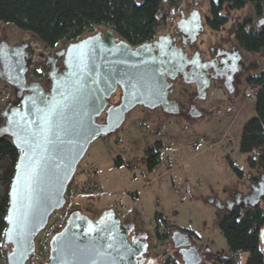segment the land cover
<instances>
[{
  "label": "water",
  "instance_id": "1",
  "mask_svg": "<svg viewBox=\"0 0 264 264\" xmlns=\"http://www.w3.org/2000/svg\"><path fill=\"white\" fill-rule=\"evenodd\" d=\"M184 22L194 42L203 31L198 12ZM26 47L27 43L0 45L3 79L14 87L20 101L1 111L5 123L0 134L9 137L19 151L9 190L6 264H28L35 255L36 238L51 216L64 208L77 167L98 137L117 131L138 106L178 114L180 106L171 96L180 75L184 83L196 85L204 100L222 78L232 93V81L239 71L237 57H228L232 68L224 61L220 70L215 60L201 62L197 52L191 57V51L178 46L169 34L133 46L103 28L67 45L61 52L64 69L58 72L53 67L51 88L45 92L40 84L27 83ZM263 198L264 177L248 195L228 202V211L241 205L258 206ZM133 229L113 209L91 218L75 208L51 238L44 264H145L147 237H130ZM171 241L175 248H184V264L201 263L195 247L186 249L191 246L187 234L173 231ZM261 242L264 253V228Z\"/></svg>",
  "mask_w": 264,
  "mask_h": 264
},
{
  "label": "rangeland",
  "instance_id": "2",
  "mask_svg": "<svg viewBox=\"0 0 264 264\" xmlns=\"http://www.w3.org/2000/svg\"><path fill=\"white\" fill-rule=\"evenodd\" d=\"M211 2L215 0H204L203 18L210 16ZM165 8L162 14L169 21L171 10L167 0ZM191 8L189 5L188 11ZM223 14L229 21L219 32L210 30L203 20L198 48L207 43H219L222 38L233 41L232 27L247 18L252 19L254 30L264 25V16L256 17L251 5L239 11L225 6ZM174 15L178 18L177 13ZM164 30L160 29L159 34H164ZM25 43L33 49L27 83H38L47 92L51 87L48 73L52 71L47 56L64 50L69 42L62 41L51 49L32 33L0 22V45ZM242 66L234 94L223 83L211 89L206 100L194 102L198 109H203L204 112L200 110L203 116L191 118L190 104L185 99H182L184 110L178 114L138 106L126 115L117 131L91 143L67 189L64 208L51 216L47 228L36 238V253L28 264L47 261L51 238L63 228L75 208L91 218L113 209L124 220L138 219L147 232L150 259L155 264L174 255L170 239L156 238L157 229L162 233L176 230L194 233L198 247L228 256L227 243L219 229L220 221L229 214L224 206L236 191L248 195L252 182H260L264 177L261 169L250 164L258 160L260 151L247 154L240 151L244 128L256 117L254 91L246 85V78L264 71V53L243 51ZM62 68L58 62L56 69ZM35 69L40 77L32 73ZM191 93L193 96L194 91ZM178 94L171 97H179ZM18 102L14 87L3 79L0 65V129L5 123L1 111ZM1 137L7 136L0 134ZM152 148L160 153L161 163L150 171L147 154ZM231 162L242 170L243 178L233 171ZM260 205L264 207V199ZM158 214H162L170 228L163 219H157ZM61 219L62 224H57ZM247 258L248 254L242 253L239 264H246Z\"/></svg>",
  "mask_w": 264,
  "mask_h": 264
},
{
  "label": "trees",
  "instance_id": "3",
  "mask_svg": "<svg viewBox=\"0 0 264 264\" xmlns=\"http://www.w3.org/2000/svg\"><path fill=\"white\" fill-rule=\"evenodd\" d=\"M182 0H171L178 6ZM252 5L258 18L264 16V0H217L211 2L210 16L205 25L219 32L228 23L223 14L225 6L230 10H241ZM163 0H0V22L13 24L23 32L35 35L44 45L55 48L62 41L74 42L97 28H108L133 46L153 41L160 29L168 24L162 14ZM252 19H245L234 31V40L241 51L250 54L264 53V25L260 30L252 29ZM246 85L254 91L256 117L244 128L240 151L243 154L260 151L251 167L264 173V71L246 78ZM19 151L9 137L0 138V259L6 260L4 235L7 228L9 190L15 173ZM148 166L152 171L160 164V153L153 148L148 151ZM239 178L243 172L230 163ZM71 184V183H70ZM163 219L162 214L157 219ZM63 219V217H62ZM57 224H62L63 220ZM65 224V223H64ZM167 228H170L166 223ZM264 228V207L243 205L225 215L219 223L221 234L226 240L228 256L220 259L221 264H239V257L247 253L246 264H264L261 232ZM194 234V233H192ZM158 240H169L170 233L155 232ZM160 264H178L168 257Z\"/></svg>",
  "mask_w": 264,
  "mask_h": 264
},
{
  "label": "flooded vegetation",
  "instance_id": "4",
  "mask_svg": "<svg viewBox=\"0 0 264 264\" xmlns=\"http://www.w3.org/2000/svg\"><path fill=\"white\" fill-rule=\"evenodd\" d=\"M177 22L176 20L172 19L170 21H168V24L166 26H168V31H166L164 34H169L173 37H175L177 39V45L182 47L184 50H190V56L193 57L194 54L197 52L198 50V45L197 42H198V39H199V35L197 37V39L193 42L192 41V35L190 34H187L185 29H181L178 25H177ZM70 43V42H69ZM204 43H200V45L202 46ZM49 48V47H48ZM51 49H54V48H51ZM26 50H27V53H26V65H27V72H31L30 71V66L28 65L30 59H31V51H33V49L29 48V44H28V47H26ZM63 51V50H62ZM56 52V54L54 55H48L47 56V63L50 64V66L52 67H56L58 62H61L62 66H63V56L61 55V52ZM211 52V50H210ZM209 52V53H210ZM239 53V52H238ZM229 56H232V57H237L238 58V68H239V71L235 74L234 77H238V75H240V73L242 72L243 70V66H242V61H243V56L242 54L239 53V56L238 54L234 51H232L230 54H227V53H219V52H216L214 55L211 54V56L209 55V58L208 60L206 61H211V60H215L218 64V69H222L223 67H225V65L223 64L224 61L227 62V67H231V61L228 60V57ZM45 61V62H46ZM0 65L2 67V63L0 61ZM64 69V66L61 70H59L58 72H62ZM51 72V71H50ZM49 72V73H50ZM32 73L36 74L37 76L40 77V74H39V71L37 69H35L34 71H32ZM49 73H48V77H49ZM27 74V73H26ZM50 79V77H49ZM50 82H51V79H50ZM217 83H226V80L225 78H222L220 79ZM216 83V84H217ZM214 84V85H216ZM213 85V86H214ZM180 87L181 90L177 89L175 90V92L173 94H177L178 92L179 93H182L185 95V97H189V99L191 98L190 101H188V103L190 104V106L192 107L193 106V103L195 101H198V99L200 98V94L199 92L197 91V88H196V85L195 84H192V85H188L186 83H184L183 81V77L182 75L179 76V78L176 80V84H175V87ZM174 87V88H175ZM51 88V87H50ZM50 88L49 90H47V92L50 91ZM192 88V90H190ZM191 91H194V94L193 96L191 95ZM173 99V98H172ZM188 99V100H189ZM118 101V98L115 97L113 98V102H117ZM20 104V101L18 102L17 105L15 106H18ZM12 107V106H11ZM182 108V106H181ZM102 122V120H101ZM148 159V157H147ZM161 163V162H160ZM259 182H256V183H253L252 182V186L253 185H258ZM238 195H234L233 196V199L229 200L228 202L230 201H234L236 202V198H237ZM240 196V195H239ZM245 196V195H244ZM264 199V198H263ZM263 201V200H262ZM228 202L225 204L224 208L226 210H228L229 208V204ZM243 206V205H241ZM117 213V212H116ZM100 215V214H99ZM120 217V216H119ZM121 221L123 224H132L134 226V229L133 231L131 232L130 234V237H133L134 235H137L140 239H142L144 236L147 237V242H148V245H149V239H148V236L145 234V229L143 228V226H141L138 222L139 220L134 218L133 220H124L123 217L121 216L120 217ZM181 233H184V234H187L188 237H189V241L191 242V246L187 247L186 249H190L191 247H195L201 257V263L200 264H221L220 263V259L221 257L225 256V255H216L215 253H213L210 249H201L200 247H198V245L195 243V239L193 237V234L191 232H187V231H180ZM147 233V232H146ZM171 235H172V232L170 233V240H171ZM172 242V241H171ZM173 244V247H174V255H172V257L176 260V262L178 264H184L183 262V254L181 253V250L184 249V248H175L174 246V243L172 242ZM150 248V247H149ZM150 260V251H148V254L146 255V260H145V264H147ZM0 264H6V260H1L0 261ZM155 264V262H154Z\"/></svg>",
  "mask_w": 264,
  "mask_h": 264
},
{
  "label": "crops",
  "instance_id": "5",
  "mask_svg": "<svg viewBox=\"0 0 264 264\" xmlns=\"http://www.w3.org/2000/svg\"><path fill=\"white\" fill-rule=\"evenodd\" d=\"M137 1L138 2H142L143 0H137ZM215 1H217V0H215ZM165 4H166V0H163V9H164V11L166 9L165 8ZM167 4H168V8L171 10L170 11V19L171 20L174 19V20L178 21L177 23L180 25V28L181 29H185V31H186L187 34L193 35V32L190 29V27L188 25H186V22H184V21H190L193 13L195 11L198 12V14H199V16L201 18L202 24H203V20H205V18L202 17L203 11L201 10V8L204 9V0H182V1H179L178 2V4H177L178 6L177 7L176 6H173L171 4V0H167ZM189 5H191L192 8L188 11L187 7H189ZM248 6H246L245 8H247ZM251 8L253 9L252 5H251ZM244 9H241V10H244ZM237 11H239V10H237ZM174 13H177L178 18H176L177 16H175ZM205 17H208V16H205ZM239 23H237L231 29V30H233V32H232L233 41L231 39L227 40V39L222 38L219 41V43H217V42H215L214 44L213 43H207V44H204L202 47L198 48L197 53L199 54V58H200L201 62L208 60L209 55L210 56H211V54L214 55L216 52H219V53L223 52V53L230 54L232 51L233 52L235 51L236 53L239 52L243 56V51H241L238 48V46H237V44H236V42L234 40V31H235V29H236V27H237V25ZM162 28L166 29V30H164L165 32L168 31V26L164 25ZM220 42H222V43H220ZM210 50H211V52H210ZM241 73L238 76H241ZM236 78L237 77H234V79L232 81V85H233V88H234V90H233L234 93L236 92V84H237L236 83ZM221 86H223L222 83H217L216 85L212 86L206 92V96H205V99L204 100H206V98L208 97L211 89H214L215 87H221ZM177 89L179 90V88L176 86L175 87V90H177ZM234 93H232V94H234ZM177 96H179V97H174L173 99L176 100L177 103L179 104V106H180L179 112H181L182 110H184V108H183L184 103L182 104V102H183L182 99H185V102L188 103V101H190L191 98L189 99V97H187V96L185 97V95L182 94V93L181 94L179 93ZM198 101H203V100H201L199 98ZM196 104L197 103H195V104L193 103V106L192 107L189 105V109H191V116H192L191 118H195V119L203 116V113H201V111H200V110L203 111V109H198V107L196 106ZM181 106H182V108H181ZM196 114H199V115L196 117V116H194ZM235 193H236V195L244 196V194L241 193V192H239V191H236ZM228 199L229 200L233 199V196H230V198H228ZM222 203H224V202H222Z\"/></svg>",
  "mask_w": 264,
  "mask_h": 264
}]
</instances>
